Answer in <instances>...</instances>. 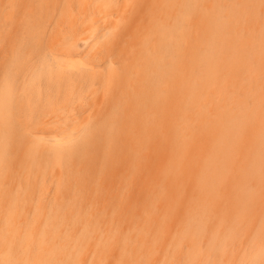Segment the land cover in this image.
I'll return each instance as SVG.
<instances>
[{
  "label": "bare ground",
  "instance_id": "1",
  "mask_svg": "<svg viewBox=\"0 0 264 264\" xmlns=\"http://www.w3.org/2000/svg\"><path fill=\"white\" fill-rule=\"evenodd\" d=\"M0 264H264V0H0Z\"/></svg>",
  "mask_w": 264,
  "mask_h": 264
}]
</instances>
